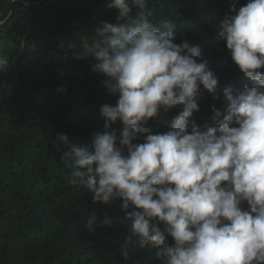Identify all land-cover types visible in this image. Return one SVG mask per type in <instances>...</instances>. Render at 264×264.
I'll list each match as a JSON object with an SVG mask.
<instances>
[{"label": "clouds", "instance_id": "clouds-1", "mask_svg": "<svg viewBox=\"0 0 264 264\" xmlns=\"http://www.w3.org/2000/svg\"><path fill=\"white\" fill-rule=\"evenodd\" d=\"M133 3L142 9L135 16L127 0H110L117 23L104 22L87 46L92 71L117 100L100 107L104 131L91 143L72 144L57 133V151L70 146L60 158L70 169L67 183L87 188L94 203L122 201L129 221L124 261L139 242L163 247V264H264V0L233 6L218 21L219 38L252 84L225 89L204 131L191 118L201 86L220 99L218 77L199 59V46L175 42L174 22L155 20L148 0ZM8 66L0 55V72ZM177 107L168 130L154 134L149 121ZM117 122L119 133L111 130ZM111 224H98L93 213L87 229ZM168 237L173 243L164 247Z\"/></svg>", "mask_w": 264, "mask_h": 264}, {"label": "trees", "instance_id": "trees-1", "mask_svg": "<svg viewBox=\"0 0 264 264\" xmlns=\"http://www.w3.org/2000/svg\"><path fill=\"white\" fill-rule=\"evenodd\" d=\"M57 1L46 4L59 13L58 19L48 17L46 4L30 7L18 1L14 17L0 28H7L1 37L21 52L4 71L8 86L0 92V264H163L157 256L163 247L139 242L128 247L129 260L124 261L121 251L129 221L122 201L94 203L87 188L67 183L70 169L60 158L70 146L61 144L57 151V133L67 134L72 144L91 143L94 132L104 131L100 107L117 100L103 87L105 77L92 71L96 61L85 55L97 29L106 21L117 23L118 9L109 7L110 0H75L66 9H60ZM1 2L7 8L0 19L10 11L9 1ZM127 3L133 16L142 11L133 0ZM246 3L148 0L153 18L174 22L175 42L187 40L199 46V59L218 77L219 100L201 86L200 110L191 118L200 131L213 124L212 108H222L225 89L235 93L252 84L215 30L233 6ZM0 81H4L1 73ZM58 88L67 91L58 93ZM179 110L161 112L148 126L154 134L167 131ZM122 127L117 122L111 130L119 133ZM93 213L98 224L105 218L112 224L90 233L87 223ZM172 243L168 237L164 247Z\"/></svg>", "mask_w": 264, "mask_h": 264}, {"label": "rangeland", "instance_id": "rangeland-1", "mask_svg": "<svg viewBox=\"0 0 264 264\" xmlns=\"http://www.w3.org/2000/svg\"><path fill=\"white\" fill-rule=\"evenodd\" d=\"M75 0H58L57 5L60 9H66L69 5L73 4ZM47 14L48 17L52 20L58 19L59 18V13L54 11L52 7H49L50 5H47ZM7 8V3L1 2L0 3V17H2L6 11ZM7 26V25H5ZM3 26V27H5ZM7 28H3L0 31V55L3 56H8L9 58V64L15 63L16 60L20 57L21 52L20 50L11 42L4 40L1 35L6 32Z\"/></svg>", "mask_w": 264, "mask_h": 264}, {"label": "water", "instance_id": "water-1", "mask_svg": "<svg viewBox=\"0 0 264 264\" xmlns=\"http://www.w3.org/2000/svg\"><path fill=\"white\" fill-rule=\"evenodd\" d=\"M8 1H9L10 11L7 14L6 17L0 19V28L5 26L6 24H8L11 21V19L14 17V15H15V4L18 1H21L25 5L30 6V7H36V6H40V5L46 4V2L49 1V0H42L40 2H31V1H28V0H8ZM0 73H1V75L3 77V79H4V82H6L5 86L0 90V92H2V91H5V89L8 86V79H7L4 71L0 72Z\"/></svg>", "mask_w": 264, "mask_h": 264}]
</instances>
